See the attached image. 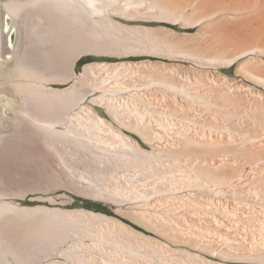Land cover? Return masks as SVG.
I'll list each match as a JSON object with an SVG mask.
<instances>
[{
    "label": "bare ground",
    "instance_id": "1",
    "mask_svg": "<svg viewBox=\"0 0 264 264\" xmlns=\"http://www.w3.org/2000/svg\"><path fill=\"white\" fill-rule=\"evenodd\" d=\"M0 10V92L8 84L22 101L17 134L0 137V196L64 187L152 234L100 213L0 199L4 256L264 264V0H5ZM16 29L24 50L8 69ZM87 54L159 60L77 74ZM15 152L33 172L10 179L4 163Z\"/></svg>",
    "mask_w": 264,
    "mask_h": 264
},
{
    "label": "rangeland",
    "instance_id": "2",
    "mask_svg": "<svg viewBox=\"0 0 264 264\" xmlns=\"http://www.w3.org/2000/svg\"><path fill=\"white\" fill-rule=\"evenodd\" d=\"M1 5L5 4V0H0ZM2 10H0L1 12ZM0 18H1V13H0ZM2 20L0 19V43H1V33H2ZM15 23L14 20H11L10 23L7 24V28H6V32L8 30H10L13 26V24ZM133 24H131L130 26H132ZM169 26H166L168 28L173 27L170 24H167ZM150 27H159L161 25L159 24H153V25H149ZM175 28L174 30L179 34V35H183V34H193L196 32V29H182L180 27H173ZM14 32V33H13ZM10 34V49L15 51V58L13 60V57L10 58L9 64H8V69H12V67L14 66V62L17 60H20L23 54V46H22V42L21 41V35L18 29H16V31H13ZM22 46V47H21ZM1 47V45H0ZM1 49V48H0ZM20 49V50H19ZM23 49V50H22ZM12 56V55H8V58ZM159 60L157 57H149V56H144V55H140V56H129V57H114V56H108V55H99V54H87L86 56L83 57L82 61L78 64L77 66V74H80L83 72L84 67L86 65L89 64H102V63H111V64H116V63H121V62H131V63H135V62H141V61H146V60ZM168 61V60H167ZM170 62V61H168ZM182 63V62H181ZM184 63V62H183ZM192 64L190 62H186L184 63V66H186L187 68L191 67ZM225 73L227 76H229L230 78H234L237 76L236 74V70L234 67L230 68V69H224ZM2 78V79H1ZM0 81H5V76L3 75V70L0 69ZM76 80L73 79L71 81H68L66 83H59V82H53L51 83L49 86L56 88V89H67L69 88L72 84H74ZM88 90H93L95 89L93 86H87ZM91 106V104H90ZM96 108V114L104 119L107 123L112 124V127H114L116 130H120V126L117 125L116 123H114L111 115L108 113V111L105 108H102L100 106H95ZM22 109V101L21 98L19 96H17L16 94H14L11 90L10 85L8 86V84L5 85V90L4 92L2 91V93L0 92V117H2V119L0 118V137H15V135L18 132V119H19V115L20 112L19 110ZM18 111V113H17ZM78 112V111H76ZM128 135L136 138V139H140L139 136H137L134 133H130L128 131H125ZM143 146L146 150H150V147L143 143ZM16 157L13 158L14 159H18V157H20V154L18 152H15ZM14 153V154H15ZM9 156L8 158L11 160L6 161V163L8 162V164L4 163V167H6L7 169L4 170V173L7 174L6 177L9 175L12 177V175H14L12 178L11 177H7L10 179L16 178V177H21L23 174L28 175L30 170L31 173L33 172L32 169H30L31 167H29V165L27 164V162L24 160L20 161L21 163H19V161L12 159V157ZM22 157V156H21ZM23 159V157H22ZM13 160V161H12ZM10 162V163H9ZM16 164V165H15ZM24 164V165H23ZM27 164V165H26ZM21 166V167H20ZM25 166V168H24ZM17 168H19V170H17ZM28 169V170H27ZM9 173H8V172ZM21 171H22V175H21ZM27 171V172H26ZM19 172V174H18ZM34 174V173H33ZM51 188H53L51 190ZM48 189V188H47ZM43 190V191H34V192H29L27 193L26 198H16L13 197L12 195L10 196H0L1 201L5 200V201H14L17 202L19 204H21L23 207H49V208H59V209H63V210H86V211H90V212H95V213H100V214H104L106 216L109 217H113V218H117L119 220L124 221L126 224L131 225L134 229H136L137 231L143 232L147 235H152L150 232L146 231L145 229H143L142 227L138 226L136 223H134L133 221H131L130 219H128L127 217L123 216L122 214H120L117 211V207H114L112 205H110L109 203L102 201V200H98L95 198H91L90 196L87 195H83L81 193H77L75 191H72L70 189H65L64 187H56L54 189V187H50V189L48 190ZM61 196V197H60ZM63 196V197H62ZM41 197V198H40ZM59 198V199H58ZM66 198V200H65ZM69 198V199H68ZM54 199V201L52 202V200ZM66 201V202H65ZM69 264V259H67V256L61 253H54V254H41L39 255L37 258H35L34 260L31 261V264ZM0 264H17V261L12 260L10 257H6L3 255V253L1 252L0 249Z\"/></svg>",
    "mask_w": 264,
    "mask_h": 264
}]
</instances>
